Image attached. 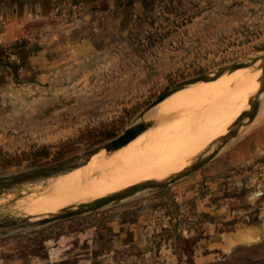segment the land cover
I'll use <instances>...</instances> for the list:
<instances>
[{
	"label": "rangeland",
	"instance_id": "374dc122",
	"mask_svg": "<svg viewBox=\"0 0 264 264\" xmlns=\"http://www.w3.org/2000/svg\"><path fill=\"white\" fill-rule=\"evenodd\" d=\"M150 5L147 9V14L151 16L146 17L144 21L146 24L138 26V30L146 33L145 39H137V41L131 43L132 50L128 55L96 58L98 61L96 64L99 66L97 73L93 74L95 77L91 78L90 87L82 89V95L73 99L72 106H62L63 111L58 112V134L45 139L41 138L38 143L26 145L24 148H4V153L0 154V180L21 174H29L40 168L67 162L93 148L112 141L122 135L133 124L139 122L142 112L175 85L201 75L213 74L220 68L243 63L264 55V0H167L161 3L153 0ZM259 69L260 63L242 70L243 73L245 70L250 73L246 71L243 74L241 70V72L237 71V77L238 75L241 78L245 77L248 73L254 76V74L261 73ZM232 75H236V72L226 74L216 81L215 85L217 83L219 85L224 83V86L228 84V88L226 87L227 85L225 86L226 89L224 86L222 88L221 86L219 87L221 89L224 88L225 91H220L225 93L208 95L198 102H194V104L187 105L188 107L175 108L172 111L163 112L159 116L152 115V111L184 92L182 90L180 91L181 93L177 92V95H172L174 97L170 96L167 98L146 116V120L153 121L156 125L130 143L129 145L131 146L128 145L120 150L123 152L128 148L131 149L132 153L139 151V154H144L145 158L150 155L148 162L156 158V163L160 162L162 158L169 160L177 156L178 159L180 158V162H178L180 166L175 163L170 164V166H173L170 168L166 161H161L162 167L166 163V170L162 168L166 172L162 173L160 171L162 173L160 175L155 172L158 170L156 167L160 163H154L155 165L153 164L152 167L155 170L138 171L130 174L131 178L127 175V177H124L125 180L121 179L125 183L126 179L130 178L125 183L127 185L121 183V186L120 182L115 181L118 183L116 187L117 185L119 186L115 188L113 182L114 191L113 187L111 189V187L107 186L109 188L107 191L103 190V188L104 192L99 193L97 189L95 190L98 191L95 192L97 195L94 193L95 196H93H101V194L108 193L109 190L115 192L128 186L131 182L130 185L143 179L164 176V174L167 177L175 172L173 170L180 169L183 165L184 167L190 165L197 156L202 154L203 151L208 149V146L220 137L218 131L214 133L215 135L210 134L211 136L209 135V137L205 134L204 131L207 129L205 127L206 119L203 114L226 102V105H222L229 109L226 115H232V117L229 118L227 116V118L223 114L222 120L226 121L224 123L227 125V120L229 119L228 124L230 126L240 112L249 108L248 102L249 98L254 95L252 94L253 89H256L255 86L257 85L259 87V78L257 77V80L255 78L256 83L250 84V88L253 85L252 90L250 89L252 93H247L249 89H246V91L244 90L245 93L239 94L242 97L234 94L242 90L239 89L238 82L234 80L235 78L233 77L235 76L232 77ZM78 76L79 74H74V79H78ZM258 76L260 77L261 75ZM214 83H200L184 90L190 91L201 86L213 85ZM218 97H220V100ZM211 102L213 104L209 106ZM214 104L215 106H213ZM202 109L203 111H201ZM193 116L195 118L193 123H191L192 120L190 122L189 119H192L191 117ZM65 120L66 122H64ZM178 121L185 122L186 127L189 125L187 130L185 129L182 132L181 138V141L186 142L188 138L193 139L191 140L192 142L188 141V144L191 145H189V148L187 147L188 145L178 147L176 149L180 153L175 155V152H173L174 148H164L162 150L165 153L164 155V153L158 151V148L157 150L152 146L149 147L156 134L165 132L167 124L170 129ZM220 121L219 123H223V121ZM257 121L259 119L253 120L249 126ZM65 123L66 128H64ZM169 125L171 126L169 127ZM229 126H225L223 131L228 129ZM161 127L162 130H158ZM157 130L159 131L158 133ZM202 134L204 135L201 136ZM194 136H198L196 139L198 138L200 141H197L202 144L198 147L199 145L195 143L196 146L198 145V150L196 147L193 149L194 152L196 151L195 153L192 151L191 144L196 141ZM235 139L230 144L235 143ZM182 144L185 143L183 142ZM147 146L149 151L146 149ZM150 148H153V152ZM188 149H190V152ZM166 150L168 152L172 151L170 153L173 154V157L170 155L166 156L168 155ZM120 151L109 154L103 151L96 155L94 160L103 161L106 159L105 161L108 163L114 157L113 155L118 152L121 153ZM187 152L191 158L186 156ZM165 157L170 158L167 159ZM184 159L188 160L184 161ZM94 160L69 173L42 179L34 183L13 186L4 190L0 194V220L5 223L16 222L19 224L22 220L30 219V221H33L43 218L51 214L52 210L37 207L41 205L40 203L47 201L50 196L52 197L55 192L61 190L63 194L68 193V191L69 193H72V191L77 192L78 190L83 191L84 187L85 189L92 186L93 188H99V184L105 185L104 181L109 177L107 176L109 173L112 174L114 173L113 170L117 171L120 169L119 164L115 162L118 165L116 168L113 163H110V167L107 165L100 169L101 171L99 169L93 170L94 167L90 164ZM159 168L161 167L159 166ZM196 173L187 178L197 176L195 175ZM104 176L106 177L101 179ZM133 179L134 182L130 181ZM64 185L66 186L64 187ZM154 193L146 192L119 205H110L103 209L32 231L18 232L7 237H0V264H79L80 260L93 256L91 240L87 239V236H91L95 228L104 226L107 220H110L113 214L122 208L121 206H126V204L131 202H133L131 204L139 203ZM243 195L241 192L237 194L240 207H244V202L240 200ZM93 196H90V198H93ZM88 198L86 197V199ZM38 200L41 201L38 202ZM79 201L81 200L67 202L63 206L53 209V211L58 212L66 207L80 204L81 202ZM66 237L73 239L71 250L68 251V255L66 254L67 259L54 263L58 258L51 256L50 253L55 249L58 250L61 246L62 250L65 249ZM221 264H264V240L254 245L238 247L233 251L230 258Z\"/></svg>",
	"mask_w": 264,
	"mask_h": 264
},
{
	"label": "crops",
	"instance_id": "0c3cea01",
	"mask_svg": "<svg viewBox=\"0 0 264 264\" xmlns=\"http://www.w3.org/2000/svg\"><path fill=\"white\" fill-rule=\"evenodd\" d=\"M152 1L0 0V154L58 134L57 114L89 86L96 58L128 55L145 39L138 26ZM75 4L71 24L53 19ZM195 175L121 206L87 236L93 256L79 264H221L264 240V118ZM68 238L50 253L54 263L67 259Z\"/></svg>",
	"mask_w": 264,
	"mask_h": 264
},
{
	"label": "water",
	"instance_id": "95a60500",
	"mask_svg": "<svg viewBox=\"0 0 264 264\" xmlns=\"http://www.w3.org/2000/svg\"><path fill=\"white\" fill-rule=\"evenodd\" d=\"M258 63H260L259 70L261 71V76L258 80L259 87L254 95L249 98V108L242 111L234 120V122L228 127L227 132L224 135H221L217 140H215L208 147V149L197 156L195 160L186 168H183L178 172H174L162 179H149L141 181L129 188L110 194L103 198L66 207L56 212L55 214H48L46 218H43L41 220L30 221V219H27L22 220L19 224H17L16 222L5 223L4 221L0 220V237H7L10 234L18 232L32 231L53 223L94 212L110 205L122 204L146 192L154 193L163 189H167L210 164L218 156V154L226 146H228V144H230L233 139L239 136L241 130L248 127L253 122L257 114L261 99L260 97L264 93V55L250 59L243 63L233 64L228 67L220 68L213 74L201 75L175 85L174 87L166 91L163 95H161L155 102L150 104L142 112L139 122H136L130 128L126 129L125 132L116 139L93 148L82 155L68 160L67 162L40 168L29 174H21L13 176L9 179L0 180V194L4 190H7L13 186L34 183L42 179L53 178L62 174L69 173L73 170L87 165L94 156L103 151H106V153L109 154L124 149L130 143L135 141L138 137L142 136L156 125L153 121L146 120V116L150 111L155 109L159 104H161L170 96L196 84L216 82L226 74H233L237 71L253 67Z\"/></svg>",
	"mask_w": 264,
	"mask_h": 264
},
{
	"label": "bare ground",
	"instance_id": "6f19581e",
	"mask_svg": "<svg viewBox=\"0 0 264 264\" xmlns=\"http://www.w3.org/2000/svg\"><path fill=\"white\" fill-rule=\"evenodd\" d=\"M244 70V69H243ZM242 71V70H241ZM241 71H239V72H241ZM249 72L248 70H245L244 71V73L245 72ZM241 73H243V71L241 72ZM240 73V74H241ZM243 73V74H244ZM250 73V72H249ZM249 73H248V75H246L245 77H242L241 78V76L240 75H238V77L240 76V78H238L237 77V72H236V75H232V77L233 76H235V77H233V78H235L234 80H237L236 82H238V87H239V89L240 90H242L241 92L240 91H237V90H235V91H237L236 93H234V94H240V93H245L244 92V90L246 91V89H249V91H247V93L248 92H251L252 93V86H251V88H250V84H253V82H255L256 83V80L258 79V78H260L258 75H261V73H257L256 75L254 74V76H253V74H251V75H249ZM243 76V75H242ZM237 77V78H236ZM258 77V78H257ZM255 78H256V80H255ZM239 79V80H238ZM255 80V81H254ZM227 81V80H226ZM220 83V82H219ZM258 83V82H257ZM216 84V82L212 85V84H210V85H208V86H201L200 88L198 87L197 89H193V90H187V91H185V90H183V92L184 93H182L181 95H179V96H177L176 98L174 97V96H172V97H174L170 102H168V103H166V104H163V105H161L160 107H158L157 109H155L154 111H152V115H155V116H159V115H161L163 112H166V111H172L173 109H175V108H181V107H183L184 108V106L186 107L187 105L189 106V104H194V102L196 103V101L198 102L200 99H202V98H205V97H207L208 95H213V94H216V93H225L224 91V88H225V86L228 88V84H225V86L223 85L224 83H220L221 85H219L218 83H217V85H215ZM221 86V88L224 86V88L223 89H221V88H219ZM249 86V87H248ZM237 87V88H238ZM246 87H248V88H246ZM256 87V89L254 88L253 89V93L252 94H254V91L255 90H257V88H258V85L257 86H255ZM196 88V87H195ZM226 89V88H225ZM238 89V90H239ZM251 89V90H250ZM220 90H224L223 92H221ZM228 90V89H227ZM234 92V91H233ZM239 92V93H238ZM181 93V92H180ZM179 94V93H178ZM177 95V94H176ZM222 96H224V95H222ZM239 96H241V95H239ZM233 97V96H232ZM242 97V96H241ZM219 98V100H220V97H218ZM222 98V97H221ZM224 98V97H223ZM228 98V97H227ZM230 98H231V96H230ZM237 98H238V96H237ZM261 99H260V103H259V108H258V111H257V114H256V116H255V118H254V120H257V119H261L262 120V118H264V93L261 95V97H260ZM210 99V98H209ZM216 99V98H215ZM213 101V100H212ZM218 101V100H217ZM227 101V100H226ZM228 101H230V100H228ZM204 102V101H203ZM215 102V101H214ZM220 102V101H219ZM222 102V101H221ZM232 102V101H231ZM215 103H217V102H215ZM211 104H213V102H211L210 104H209V106L211 105ZM220 104V103H219ZM222 104H227L226 102L225 103H222ZM222 104H220V105H217L216 107H214V108H212L211 110H210V112H208V113H204L203 115V117L206 119V121H205V123H206V125H205V127H206V131H204L205 132V134H207L208 135V137H209V135L210 134H214L216 131H218L219 133H220V136L221 135H224L226 132H227V129L225 130V131H223V128H225V126H229V124H228V122H229V119L227 120L228 122H227V125L224 123V122H226V121H224V120H222V117H223V114H228L227 113V111L229 110L228 108H226V106L225 105H222ZM187 106V107H188ZM193 106V105H192ZM208 106V105H207ZM213 106H215V104L213 105ZM241 106H242V104H241ZM243 107V106H242ZM206 108V107H205ZM204 108V109H205ZM231 108V107H230ZM195 109V108H194ZM193 109V110H194ZM208 109H209V107H208ZM238 110H239V108H237ZM201 111H203V109L201 110ZM201 111H199V112H201ZM231 111V110H230ZM199 112H198V114H199ZM241 113V112H240ZM236 115H238V114H236ZM227 116H229V118L230 117H232V115H226L225 117H227ZM224 117V118H225ZM192 119H189L190 120V122H191V120H192V122L191 123H193V120H194V116L193 117H191ZM202 118V117H201ZM228 118V117H227ZM203 119V118H202ZM220 120H222L223 121V123L225 124V126H224V124L223 123H219V121ZM226 120V119H225ZM222 121H220V122H222ZM177 122V121H176ZM175 122V125L174 124H172V123H169V124H172V125H174V127L172 126V128H168L167 126H168V124H167V126L165 127V128H167L166 130H164L165 132L164 133H159L158 135L156 134V136L155 137H153L154 139L152 140V138H151V140H152V144L151 145H149V147L150 146H152L153 148H158L157 150L158 151H160V152H162V150L164 149V148H174L173 149V152H175L174 153V155L175 154H178V153H180V151H178L177 149H178V147H181V146H185V145H188L187 147L189 148V145L190 144H188V141L190 140H193L192 138H188V140H187V142L186 141H181V138H182V132L183 131H185V129L187 130V127H189V125H187V127H186V125H185V122H180V121H178V123H176ZM232 123V122H231ZM257 123V122H256ZM255 123V124H256ZM192 125V124H191ZM224 127H223V126ZM171 125H169V127H170ZM227 128V127H226ZM189 129V128H188ZM158 130H162V127H161V129H158ZM157 130V133L159 132ZM224 132L223 134H222V132ZM154 133H156V132H154ZM188 134V133H187ZM216 134H218V133H216ZM204 134H202L201 136H203ZM215 135V134H214ZM151 136H153V135H151ZM200 136V137H201ZM206 136V135H205ZM211 136V135H210ZM189 137V136H188ZM195 137V136H194ZM196 137H198V136H196ZM196 137H195V140L197 141H200L198 138L196 139ZM207 137V136H206ZM196 141H194L193 143H191V142H189V143H191L192 144V151L194 152V148L196 147V149L198 148V147H200V145H202V144H200L198 141L196 142ZM185 143V144H182V143ZM149 143V142H148ZM198 144L197 146H196V144ZM210 144V143H209ZM129 146H131V145H129ZM191 146V145H190ZM187 147H186V149H187ZM201 147H203V146H201ZM209 147V146H208ZM153 148H150V150L152 151V149ZM160 148H161V150H160ZM177 148V149H176ZM205 148V147H204ZM127 150L126 151H123V152H121V153H117L116 155H113L112 157L113 158H109L111 161H109L108 163L105 161V160H103V161H98L97 159H95L94 160V158H95V156L92 158V160H94L90 165H92V167H94V169L93 170H97V169H103L104 167H106L107 165H108V167H110L109 166V164L110 163H113V165H115V168H116V166H118L117 165V163L119 164V167H120V169L119 170H113V172L114 173H112V174H110L109 173V175H107V176H109L107 179H106V181H104L105 182V185H103V184H99V188H97V187H94L93 188V186L92 187H86V189H85V187H84V190L83 191H81V190H78L77 192L76 191H72V193H69V191H68V193H63L62 194V192L63 191H57V192H55L54 194H53V196L51 197L50 196V198L47 200V201H45V200H43V201H45V202H43V203H40V204H38V205H40L39 207H37V208H43V209H50V210H52L51 211V214H55L56 212L55 211H53V209H55V208H58V207H60V206H63L65 203H67V202H70V201H73V202H77V200H81V201H79V202H81V203H83V202H88V201H91V200H95V199H99V198H103V197H105V196H108V195H110V194H113V193H116V192H119V191H121V190H124V189H126V188H129V187H131V186H133L134 184H137L138 183V181L137 182H135L134 184H132V185H128V186H126V187H124V188H122V189H118L117 191H115V192H112L111 190H109V191H111L110 193H109V191H108V193L106 192L105 194H101V196L100 195H98V196H96V197H94L95 196V194L97 195V193H95V192H98L99 191V193L100 192H104L103 190H105V191H107L109 188H107V186L108 187H111V189H112V187L114 186L115 188H118V186L119 185H117V187H116V184H118L119 182V184L121 185V183H124L123 182V180H125V178L124 177H127V175L129 176L130 174H134L135 172H138V171H143V170H151V171H153V170H155V168L153 169V164L155 163V164H158V163H160L161 161H166V163L167 164H169L168 165V167H170V168H172L173 166H170V164H175V163H177V165H179L180 166V164H178V162H180V158L178 159V157L176 156V157H174V158H170V157H168V158H170L169 160H164L163 158L161 159V161L159 162L158 161V163H156V158H154V159H151V161H149L148 162V160L150 159L149 157H150V155L149 156H147L146 158L143 156L144 154H142V155H140L139 154V151L137 152H133L132 153V151H130L131 149H128V148H126ZM148 151H149V148H148V146H147V148H146ZM145 149V150H146ZM133 150V149H132ZM146 150V151H147ZM198 150V149H197ZM201 150H203V149H201ZM205 150V149H204ZM146 151H144V152H146ZM188 151L190 152V149H188ZM144 152H142V153H144ZM153 152V151H152ZM155 152V151H154ZM157 152V151H156ZM170 152H172V151H167L166 150V153L168 154V155H166V156H172L173 154H171ZM196 152V151H195ZM194 152V153H195ZM204 152V151H203ZM141 153V152H140ZM147 153V152H146ZM162 153H164V152H162ZM161 153V154H162ZM149 154V153H148ZM190 154V153H189ZM153 155V154H152ZM164 155H165V153H164ZM142 156V157H141ZM158 156H161V155H158ZM186 156H190V155H188V152H187V155ZM194 156V155H193ZM173 157V156H172ZM161 158V157H160ZM165 158H167V157H165ZM167 158V159H168ZM187 158V157H186ZM190 158H191V156H190ZM158 160H160L159 158H157ZM91 160V161H92ZM108 160V159H107ZM145 160V161H144ZM147 160V161H146ZM185 160H188V159H184V161ZM190 160V159H189ZM168 161V162H167ZM183 161V160H182ZM115 162H117V163H115ZM107 163V164H106ZM166 163H164V166L162 167V163H160L157 167H156V169H158L157 171H155V172H158V174H162V173H165L163 170H166V168H165V166H166ZM182 163V162H181ZM154 164V165H155ZM159 166L161 167V168H159ZM113 167V166H112ZM111 167V168H112ZM162 168H164L163 170H162ZM175 168H177V167H175ZM179 168V167H178ZM183 168H186V167H184V165H183V167H180V169H175V170H173V171H175V172H178V171H180V170H182ZM114 169V168H113ZM153 169V170H152ZM160 169V170H159ZM108 170V169H107ZM167 170H168V168H167ZM177 170V171H176ZM101 171V170H100ZM150 171V172H151ZM160 171H162V173L160 172ZM116 172V173H115ZM145 172V171H144ZM149 172V171H148ZM160 172V173H159ZM107 173V172H106ZM152 173H154V172H152ZM102 174H103V172H102ZM144 174V173H143ZM103 175H105V173L103 174ZM140 175V174H139ZM151 175V174H150ZM131 176V175H130ZM129 176V177H130ZM165 174H164V176H156V177H151V178H148V179H141L142 181H145V180H149V179H162V178H165ZM106 176H104V177H102L101 179H103V178H105ZM131 178V177H130ZM130 178H127L126 179V182L125 183H127L128 181H129V179ZM121 179H123V180H121ZM135 179V178H134ZM134 179L133 180H130V181H133L134 182ZM100 180V179H99ZM118 180H121V181H118ZM136 180V179H135ZM118 182V183H116V182ZM102 182V181H101ZM104 182H102V183H104ZM110 182V183H109ZM114 182V185L112 184ZM139 182H141V181H139ZM124 183V184H125ZM124 184H123V186H124ZM112 185V186H111ZM125 185H127V184H125ZM66 185H64V187H65ZM98 186V185H97ZM122 186V185H121ZM63 187V186H62ZM113 187V191L115 190V188ZM104 188V189H103ZM61 189H63V188H61ZM67 189V188H66ZM98 189V191H95V190H97ZM99 189H101V190H99ZM103 189V190H102ZM55 191H56V189H55ZM61 192V193H60ZM65 192H66V190H65ZM95 193V194H94ZM106 194H108V195H106ZM94 195V196H93ZM103 195V196H102ZM105 195V196H104ZM90 196H93V198L91 197L90 198ZM85 197V198H84ZM86 197H89L88 199H86ZM86 199V200H85ZM75 200V201H74ZM37 201V200H36ZM41 201V200H40ZM39 200H38V202H40ZM72 204V203H71ZM74 204V203H73ZM68 205V204H67ZM37 206V205H36ZM73 206V205H72ZM43 218H46V216L45 217H43ZM43 218H40V219H37V220H41V219H43ZM33 221H36V220H33Z\"/></svg>",
	"mask_w": 264,
	"mask_h": 264
},
{
	"label": "built area",
	"instance_id": "2783aa9c",
	"mask_svg": "<svg viewBox=\"0 0 264 264\" xmlns=\"http://www.w3.org/2000/svg\"><path fill=\"white\" fill-rule=\"evenodd\" d=\"M80 11L81 4L68 6L65 12L62 8L57 7L56 13L53 15V19L58 21L61 25L71 24L73 20L77 18Z\"/></svg>",
	"mask_w": 264,
	"mask_h": 264
},
{
	"label": "trees",
	"instance_id": "16d2710c",
	"mask_svg": "<svg viewBox=\"0 0 264 264\" xmlns=\"http://www.w3.org/2000/svg\"><path fill=\"white\" fill-rule=\"evenodd\" d=\"M187 252L191 253L192 250V241H186L183 243ZM229 259V258H228ZM224 263V262H223Z\"/></svg>",
	"mask_w": 264,
	"mask_h": 264
}]
</instances>
